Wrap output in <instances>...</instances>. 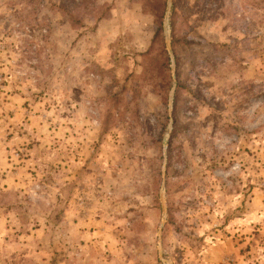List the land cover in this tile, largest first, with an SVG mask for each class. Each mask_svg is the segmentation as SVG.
Masks as SVG:
<instances>
[{"label": "rangeland", "instance_id": "1", "mask_svg": "<svg viewBox=\"0 0 264 264\" xmlns=\"http://www.w3.org/2000/svg\"><path fill=\"white\" fill-rule=\"evenodd\" d=\"M61 2L0 0V264H264V0Z\"/></svg>", "mask_w": 264, "mask_h": 264}, {"label": "trees", "instance_id": "2", "mask_svg": "<svg viewBox=\"0 0 264 264\" xmlns=\"http://www.w3.org/2000/svg\"><path fill=\"white\" fill-rule=\"evenodd\" d=\"M36 1H38V0H29V3L33 4ZM68 2H69V0H62V2L59 4V10L64 12L66 10V4H68ZM69 3H71L73 5L74 9H76V10H79V9H83L84 10V9H87L89 7V5H91V7H93L94 3H95V0H70ZM76 23H78V22H76ZM160 32H161V30L159 28L157 33L160 34ZM162 48H163V46H162ZM162 55H163V57H165V61L168 62V57H167L166 52L164 51V49H162ZM178 89L179 88L177 87L176 91ZM175 102H176V96L174 97V103ZM169 147L170 146H168V148H167L168 153H169Z\"/></svg>", "mask_w": 264, "mask_h": 264}, {"label": "water", "instance_id": "3", "mask_svg": "<svg viewBox=\"0 0 264 264\" xmlns=\"http://www.w3.org/2000/svg\"><path fill=\"white\" fill-rule=\"evenodd\" d=\"M170 1L171 0H167V9H166V14H165V19L167 18V13H168ZM163 30H164V36H165V47H166V50H167L169 56L172 58V51H171V46H170V41H169V34H168V31H167L165 22H164ZM172 82H173V90H172V94H173V91H174L175 86H176V79H175V76H174L173 73H172ZM172 99H173V97L171 95L170 101ZM162 144H163L164 148L167 147V137L166 136L164 137ZM160 199H161V205L163 206L162 193L161 192H160Z\"/></svg>", "mask_w": 264, "mask_h": 264}]
</instances>
